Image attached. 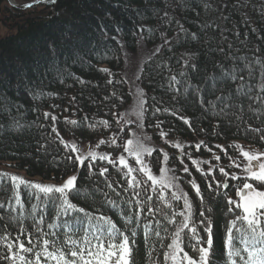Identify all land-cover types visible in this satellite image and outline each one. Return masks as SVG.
Instances as JSON below:
<instances>
[{
	"label": "trees",
	"instance_id": "1",
	"mask_svg": "<svg viewBox=\"0 0 264 264\" xmlns=\"http://www.w3.org/2000/svg\"><path fill=\"white\" fill-rule=\"evenodd\" d=\"M20 1L0 0V264H264V206L235 202L264 189V0Z\"/></svg>",
	"mask_w": 264,
	"mask_h": 264
},
{
	"label": "rangeland",
	"instance_id": "2",
	"mask_svg": "<svg viewBox=\"0 0 264 264\" xmlns=\"http://www.w3.org/2000/svg\"><path fill=\"white\" fill-rule=\"evenodd\" d=\"M11 2L17 6L23 5V1L20 0H12ZM0 25L2 24L0 23ZM7 33H9V30L4 26H0V35H6ZM149 50L150 49L146 48L144 45H141L135 53L124 54L125 77L132 94V102L127 108V112L130 115L131 122L135 123L136 126H140L143 119V91L138 84L137 78L141 68V63L150 54ZM182 54L186 60H192L194 57V53L191 52L184 51ZM248 168L249 175L264 176V153H256ZM73 181L74 177L68 178L65 181L66 186L70 187ZM242 190L244 191V194H241ZM236 199L238 207L244 213H248L264 205V190H257L246 184L241 190H239Z\"/></svg>",
	"mask_w": 264,
	"mask_h": 264
}]
</instances>
